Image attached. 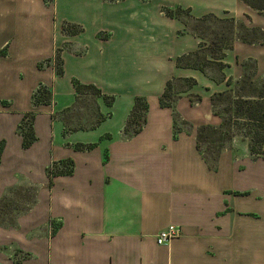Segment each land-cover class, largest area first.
<instances>
[{
	"label": "crops",
	"instance_id": "1",
	"mask_svg": "<svg viewBox=\"0 0 264 264\" xmlns=\"http://www.w3.org/2000/svg\"><path fill=\"white\" fill-rule=\"evenodd\" d=\"M176 8L264 35V16L240 0H0V200L17 191L31 199L13 224L0 225V264H264V162L242 144L241 156L231 144L215 164L196 148L197 129L219 124L211 96L228 88L176 67L201 43L163 13ZM224 54L233 83L250 59L264 79V44L234 41ZM180 78L197 85L161 108L166 82ZM73 82L114 99L107 107L97 98L104 121L67 132L57 116L83 95ZM38 86L50 90L51 105H32ZM137 97L148 104L145 122L127 136ZM25 114L34 115L28 148L18 134ZM66 160L73 173L49 184V166ZM169 227L180 235L158 245ZM7 246L23 258L14 261Z\"/></svg>",
	"mask_w": 264,
	"mask_h": 264
},
{
	"label": "trees",
	"instance_id": "2",
	"mask_svg": "<svg viewBox=\"0 0 264 264\" xmlns=\"http://www.w3.org/2000/svg\"><path fill=\"white\" fill-rule=\"evenodd\" d=\"M259 15L264 16V0H240ZM185 12L190 17L189 10L176 8L174 10L164 9L163 13L171 18L179 20L184 27L186 24L180 20L178 13ZM191 18V17H190ZM212 19L216 26L214 39L207 42L200 35L197 36L201 43L197 51L187 55L180 56L175 59L177 68L193 69L202 73L205 77L214 83L225 82L226 91L214 93L210 98L212 114L219 119L217 126H200L196 131V148L203 155L204 159L209 162L210 152H214V164L219 154L226 149L229 144H233L238 137L240 141L248 144V154L252 158L261 159L264 162V153L261 148L264 147V81L255 79L256 63L253 60H248L241 63L243 69L242 77L236 83H233L231 78H226L224 72L227 65L223 63L224 52L232 49L234 41H239L246 45H263L264 35L256 28H248L243 24L237 23L231 17H216L214 15H206L201 19H196V23L204 24ZM76 33V32H74ZM3 52H0V56ZM59 65L56 68V75L61 76V61L58 59ZM205 67H210L215 71L216 77L211 78L207 75ZM179 81L181 84L175 91L174 83ZM234 84L238 85L237 89H233ZM77 94H91L103 99L107 107H111L113 97L103 96L96 87L92 85H80L73 82ZM196 81L192 78L171 79L166 82L165 88L159 98V106L161 108H173L174 103L183 94H187L194 87ZM183 87V89H182ZM174 92L175 96H172ZM32 105L49 106L51 102V92L43 86H38L31 97ZM190 104L200 101V97L195 99L190 97ZM2 105H7L2 102ZM148 110V104L144 98L137 97L134 99V105L128 117L126 129L124 130L127 136L138 134L141 131L142 125L145 122V114ZM108 115V114H107ZM106 116L99 114V119L87 129L95 127L97 124L104 121ZM33 114H25L18 126V134L22 137V147L28 148L34 141L35 136L32 130ZM142 119V125L138 128H133L137 125V121ZM31 120L30 128L26 130V120ZM176 120V118H174ZM176 124V122H174ZM83 130V129H82ZM210 145V148L202 147V144ZM231 146V145H230ZM92 146L76 145L74 149H91ZM2 153V145H0V156ZM73 173V162L71 160L61 161L51 164L47 169L49 184L54 177L69 176Z\"/></svg>",
	"mask_w": 264,
	"mask_h": 264
},
{
	"label": "rangeland",
	"instance_id": "3",
	"mask_svg": "<svg viewBox=\"0 0 264 264\" xmlns=\"http://www.w3.org/2000/svg\"><path fill=\"white\" fill-rule=\"evenodd\" d=\"M177 15L180 18V20L186 24L185 30L193 35H198V36L200 35L203 39L206 40L205 44H207V42L214 39V32L217 29L216 28L217 25L214 24V21L212 19L208 20L204 24H201V23H196L195 21L196 19L190 18L191 16L189 17L184 11L178 13ZM58 59H59V55L57 54V52H55L54 58L52 60L55 71L59 65ZM50 62L51 60H49V64ZM44 65H46V62L44 63ZM205 71L207 72V75L209 77L211 78L216 77L214 67L213 69L210 67H205ZM257 81L261 82L264 81V79L262 80L257 79ZM180 84L181 83L179 81L174 83L175 91ZM237 88L238 85L234 84L233 89H237ZM172 96H175L174 92L172 93ZM97 98L98 97L93 96L91 94H83L80 98L76 100L72 108L58 114L57 118L63 123L65 130L67 132L76 129H87L99 119L100 116L98 114V109H97ZM198 103L199 102L195 103V105ZM51 104L52 102H50V105ZM138 119L139 121H137V125L133 127L134 129L140 127V125H142L143 123L142 119L140 118ZM25 122H26V130H28L30 128L31 120L29 119L28 121L26 120ZM208 126H214V125H208ZM176 127L179 129H188L189 125L181 122L176 117ZM240 140L241 139L238 137V139H235L233 141L234 145L232 144L234 146L232 150L235 152L236 156H241L245 149L244 147H241L239 144L245 145L247 147V152H248V144L246 142L242 143ZM230 145L231 144H229V146ZM202 147L204 148L203 150H205L206 148L207 149L210 148V145H206L205 143H203ZM261 150L264 153V147L261 148ZM209 156L211 158L209 159V162L212 163V159L214 160V152H210ZM23 195L24 198L22 197V191L7 193L6 198L0 200V225L5 226V225L13 224L14 218L27 207V203L29 202L28 200L31 199L29 197L25 198L26 197L25 194ZM7 248L10 252L9 254L11 256H14L13 257L14 261L15 260L18 261L19 259L23 258L24 255H22L20 250L16 249L15 247L14 248L11 247L12 249H9V246H7ZM3 250H5V248L0 245V253Z\"/></svg>",
	"mask_w": 264,
	"mask_h": 264
},
{
	"label": "built area",
	"instance_id": "4",
	"mask_svg": "<svg viewBox=\"0 0 264 264\" xmlns=\"http://www.w3.org/2000/svg\"><path fill=\"white\" fill-rule=\"evenodd\" d=\"M180 235V230L177 227H169L165 231L160 232L156 238L158 245H163L170 240L177 238Z\"/></svg>",
	"mask_w": 264,
	"mask_h": 264
}]
</instances>
